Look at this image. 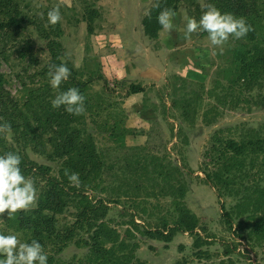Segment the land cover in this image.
Returning <instances> with one entry per match:
<instances>
[{
    "label": "rangeland",
    "instance_id": "374dc122",
    "mask_svg": "<svg viewBox=\"0 0 264 264\" xmlns=\"http://www.w3.org/2000/svg\"><path fill=\"white\" fill-rule=\"evenodd\" d=\"M157 2L158 8L154 7ZM207 2L12 0L9 10L0 2V21L14 17L22 25V29L0 33V76L5 78L0 118L12 126L7 138L0 135V155L18 153L21 164L48 166L49 176L61 179L64 160L55 157V152L59 145L78 139L73 160L84 156L82 165L86 164L91 176L87 187L80 184L65 188L60 213H45L55 218L56 233L72 229L75 234L74 241L55 255L56 264L88 262L90 247L77 245L89 241L92 234L89 224L79 220L83 195L92 203L108 206L100 223L105 222L119 236L105 246L113 251V264H264V247L251 240L248 232L237 231L244 218L231 219L232 229L227 224L222 205L231 211L237 200H221L217 191L205 184L201 172L205 154L217 134L237 140L252 129L264 134V82L244 86L240 80L230 87L224 78L231 75V53L242 45L243 38H230L222 47L212 46L202 32L194 33L191 40L183 39L185 16L199 20ZM53 7H59L62 15L56 25L47 19ZM164 8L177 13L171 32L154 21ZM257 43L264 44V34ZM52 48L77 80L87 81L84 69L99 71L105 77L85 89L89 105L85 101L83 115H71L63 106L52 107L56 95L76 84L69 77L58 89L50 85L48 71L56 61ZM132 85L142 86L145 92L130 94ZM211 91L217 97L224 95L226 104L212 98ZM190 97L198 113L186 121L175 105L176 101L182 105ZM59 113L61 119L56 118ZM43 121L50 124L42 125ZM115 125L129 131L125 148L110 137V127ZM135 155L150 162L158 157L185 174L189 191L183 205L196 217L194 234L175 232L171 241L147 236L148 232H158L164 221L174 229L173 221L180 220L184 213L176 210L174 199L161 195L162 187L145 185L143 190L133 192L117 180L122 168L137 158ZM100 163L104 166L98 173L94 166L98 168ZM24 175L35 180L38 191V204L29 211L39 209L44 192L51 187L35 170ZM251 182L247 179L241 185L247 187H241V191L252 188ZM133 223L139 224L141 231ZM127 229H131L130 234ZM0 232L28 241L8 226L7 217H0Z\"/></svg>",
    "mask_w": 264,
    "mask_h": 264
},
{
    "label": "trees",
    "instance_id": "16d2710c",
    "mask_svg": "<svg viewBox=\"0 0 264 264\" xmlns=\"http://www.w3.org/2000/svg\"><path fill=\"white\" fill-rule=\"evenodd\" d=\"M169 1L172 0H166V2ZM0 2L6 10H9L12 6V0H2ZM207 3L214 4L222 12L232 13L236 17H244L253 28V31H250L240 41L242 45L232 51V69H228L231 75L226 74L224 78L229 80L230 87H234L240 80L243 81L242 85L244 86L261 85L264 82V44H258L257 41L260 35L264 34V0H208ZM155 17L156 15H154ZM154 21L158 23L157 20ZM13 28L22 29V25L16 18L13 17L8 22L0 21V33ZM88 30L90 34L93 33V27L90 26ZM148 33L152 35V31H148ZM206 34L202 32L203 36H206ZM52 54L56 61L50 65L61 64L54 48H52ZM84 73L88 76L87 81H79L72 74L70 75V79L76 83L75 87L83 95H85V89L89 84L105 79L99 71L92 73L84 69ZM4 84L5 78L0 76V96ZM144 92L145 89L142 86L132 85L130 94ZM210 93L212 98H216L219 104H226L224 95L223 97H217L215 92L211 91ZM91 96L93 101L94 96ZM85 101L89 105L86 98ZM175 106L181 108L182 116L186 121H190L197 116V106L191 97L187 98L182 105L176 101ZM209 112L207 111L205 114L206 120L209 118ZM56 118L61 119V114L56 115ZM41 124L46 125L50 122L43 121ZM128 132L127 128H121L119 125L110 127V137L113 143L119 147L125 148ZM74 140H68L67 143L59 145L55 152V157L64 160L61 167V179L50 177L51 170L48 166L20 165L24 174H29L35 170L36 175L45 177L51 191L44 192L39 209L18 212L13 218L8 219V226L12 230L25 235L28 238L27 243L37 240L44 246L48 254V264H56L55 255L62 253L74 241L75 237L72 229H66L65 232L57 231L56 233L55 218L45 215L46 212L58 214L64 207L65 188L71 186L65 176V170L79 173L81 187H87L91 179L90 173L85 170L86 164L82 165L85 162L84 156L80 157L77 162L73 160V152H75L78 143V139ZM137 156L139 155H135V157ZM205 159L206 161L201 167V172L205 175V184L215 189L221 200L223 197L237 200V204L231 211H228L224 204L222 205L224 216L228 220L227 224L232 229L231 219L234 217L238 220L244 218V220H240L236 227L238 233L248 232V237L251 240L264 247V186H260L264 185V134L252 129L244 133L238 140L223 139L217 134L211 141V148L205 154ZM53 161L55 160L53 159ZM103 166L104 164L100 163L98 168L97 165L94 168L98 169V173H100V168ZM120 172L117 180H121L123 185L128 187V191L130 189L133 192L143 190L145 185L146 187L147 185L162 187L161 195L174 199V204L178 205L176 210L184 213L180 216V220L173 221L175 224L174 229L170 228L168 221H164L158 232L156 231L154 234L148 232L147 236L171 241L175 232L195 233L193 220H196V217L183 205L189 186L186 183L185 174L180 172L178 168L175 169L167 165L158 157H154L151 162L137 157L134 161L129 162L128 166L122 168ZM161 178L163 179L162 182L159 181ZM247 179H249V182L252 181V188L249 187L246 191H241V187H247L241 186L244 185ZM117 193L122 194L121 191H117ZM80 202L83 207L81 208L79 220L89 224L90 232H92L89 241L77 243L80 248L90 247L87 264H113V251L112 249L107 250L105 246L107 242L111 243L119 236L105 222L100 223L108 210V206L102 202L92 203L87 195H83V200ZM186 214L187 216H185ZM133 224L136 230L141 231L139 224ZM126 232L130 234L131 229H127Z\"/></svg>",
    "mask_w": 264,
    "mask_h": 264
},
{
    "label": "clouds",
    "instance_id": "9594fccd",
    "mask_svg": "<svg viewBox=\"0 0 264 264\" xmlns=\"http://www.w3.org/2000/svg\"><path fill=\"white\" fill-rule=\"evenodd\" d=\"M159 7V3L154 4ZM204 11L199 20L195 17L185 16L186 24L183 30V39L191 40L194 33H207L212 46L222 47L230 38L242 39L253 31L244 17H236L232 13L222 12L212 3L203 4ZM150 15V12L147 13ZM177 16L175 10L164 8L159 12L157 21L162 29L171 32L175 28L174 20ZM49 24L56 25L62 20L59 7H53L47 13ZM71 75L66 63L52 64L48 76L50 85L59 88L62 82L67 81ZM52 107L61 106L71 115H83L85 109V96L78 88H70L60 92L51 101ZM2 121V118H0ZM12 132V126L7 121L0 122V135L7 138ZM22 157L15 152H6L0 155V217L13 218L18 212H26L37 206L38 191L35 180L26 177L21 165ZM65 176L71 185L79 187V173L65 170ZM0 264H48V254L44 246L37 240L30 243L22 242L16 234L0 232Z\"/></svg>",
    "mask_w": 264,
    "mask_h": 264
}]
</instances>
